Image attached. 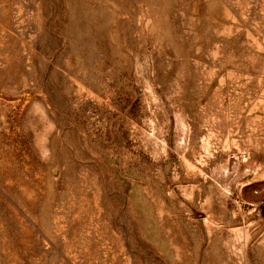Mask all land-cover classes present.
<instances>
[{"label":"rangeland","instance_id":"rangeland-1","mask_svg":"<svg viewBox=\"0 0 264 264\" xmlns=\"http://www.w3.org/2000/svg\"><path fill=\"white\" fill-rule=\"evenodd\" d=\"M0 264H264V0H0Z\"/></svg>","mask_w":264,"mask_h":264}]
</instances>
